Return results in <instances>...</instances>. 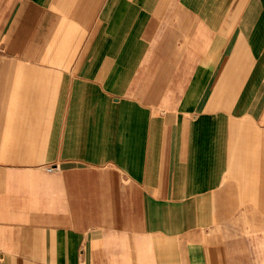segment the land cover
<instances>
[{"label":"crops","instance_id":"1","mask_svg":"<svg viewBox=\"0 0 264 264\" xmlns=\"http://www.w3.org/2000/svg\"><path fill=\"white\" fill-rule=\"evenodd\" d=\"M0 264H264V0H0Z\"/></svg>","mask_w":264,"mask_h":264},{"label":"built area","instance_id":"2","mask_svg":"<svg viewBox=\"0 0 264 264\" xmlns=\"http://www.w3.org/2000/svg\"><path fill=\"white\" fill-rule=\"evenodd\" d=\"M56 167V165H49L48 167H47V169L48 170H51V169H53V168H55Z\"/></svg>","mask_w":264,"mask_h":264}]
</instances>
